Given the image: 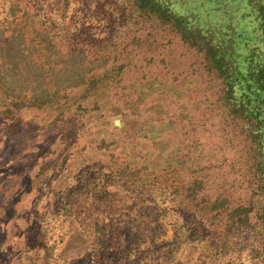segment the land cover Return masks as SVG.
<instances>
[{
    "label": "rangeland",
    "instance_id": "rangeland-1",
    "mask_svg": "<svg viewBox=\"0 0 264 264\" xmlns=\"http://www.w3.org/2000/svg\"><path fill=\"white\" fill-rule=\"evenodd\" d=\"M263 58L264 0H0V264H264Z\"/></svg>",
    "mask_w": 264,
    "mask_h": 264
},
{
    "label": "trees",
    "instance_id": "trees-1",
    "mask_svg": "<svg viewBox=\"0 0 264 264\" xmlns=\"http://www.w3.org/2000/svg\"><path fill=\"white\" fill-rule=\"evenodd\" d=\"M72 54H76V51L72 52ZM222 59H226L225 61L227 62L226 57H222ZM255 61L256 64L253 62L249 65L246 75L241 74L238 68L233 67L225 69L224 75L227 86H234L233 89L235 90L236 88L239 97H241L236 103L238 113L248 120V124L245 126L247 132L245 141H249L248 148L250 152H246L248 158L246 159V174H244V176L249 177V179L245 182V185L243 184L244 186H241V189L247 190L250 194V198L253 196L261 198L262 206L259 214L262 216L264 215V185L262 184L264 181V151L262 147L264 142V128L258 131V126L264 125V65H260L257 59ZM253 79H255V81L254 84L251 85L250 81ZM249 91L251 95H254L253 99L249 97ZM233 99L236 98L233 96ZM24 104H26L25 100H15L9 103L5 110L11 113L13 109L10 108L11 106L17 108ZM238 172L241 173L240 170H238ZM249 206L250 202H248L247 205L239 206L238 209L243 211L246 215Z\"/></svg>",
    "mask_w": 264,
    "mask_h": 264
}]
</instances>
